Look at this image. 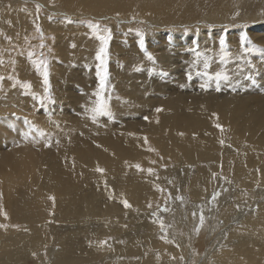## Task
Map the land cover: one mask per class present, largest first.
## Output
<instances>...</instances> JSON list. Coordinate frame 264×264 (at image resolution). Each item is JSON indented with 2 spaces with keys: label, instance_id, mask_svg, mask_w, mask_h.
Instances as JSON below:
<instances>
[{
  "label": "bare ground",
  "instance_id": "6f19581e",
  "mask_svg": "<svg viewBox=\"0 0 264 264\" xmlns=\"http://www.w3.org/2000/svg\"><path fill=\"white\" fill-rule=\"evenodd\" d=\"M35 1L65 10L76 23L17 1L0 0V37H8L0 38V136L4 138L0 149L6 148L0 158V208L7 216L0 215V225H5L0 227V264H178L179 255L190 252L188 244L199 249L204 243L200 240L209 237L213 243H207L204 259L198 260L194 251L189 264H264V88L255 89L253 83L254 74L264 75V50L262 56L252 55L251 50L256 45L255 50L262 51L257 46L264 44L261 13L256 15L250 8L252 13L244 15L245 0ZM87 16L102 20L100 25L111 31L116 26L110 18L121 21L131 16L140 22L110 34L99 30V35H110L105 45L80 23ZM190 23L201 26L169 30ZM206 23L211 28H202ZM226 23L228 28L215 27ZM241 36L248 41L244 45ZM221 39L233 44L230 63L221 60ZM137 42L155 57L142 52ZM195 47L200 49L189 53ZM45 48L51 53L45 70L47 86L34 58ZM101 48H106L101 54L104 63L97 59ZM186 52L189 57L183 55ZM92 58L99 64L96 70L91 68ZM174 59L190 65L185 73L202 83L206 72L238 76L224 84L222 94H213L218 91L212 81L209 90L193 91L192 84L184 81L189 78L173 79L174 72L168 77L175 81L169 92L163 95L159 90L162 96L155 102L152 96L141 97L153 85L132 78L130 72L158 80L159 87L165 79L147 76L146 69L151 66L154 74L171 72ZM236 65L246 71L232 69ZM198 71L202 75H196ZM98 73L112 83V112L121 114L139 98L138 104L152 102L154 120L134 124L143 126L135 131L127 130L124 122V128L114 127L119 126L116 116L103 129L98 125L103 117L97 115V123L85 118L103 105L96 96L101 85L92 79ZM250 75L252 81L240 82ZM22 84L29 85V95H22ZM94 86V93L84 94ZM78 102L81 108L74 115L71 110ZM8 133L13 141H7ZM18 148L23 153L16 154ZM226 187L233 200L225 199L218 204V213L208 216L211 228L219 230L204 232V225L199 228L202 233H194L193 209L199 210ZM163 188L170 193L165 195ZM177 195L192 204V210L189 215L185 212L190 209L183 207L182 223L171 220L178 231L170 239L158 233L163 220L157 207L172 204L177 198L169 196ZM235 202L242 207L237 209Z\"/></svg>",
  "mask_w": 264,
  "mask_h": 264
},
{
  "label": "rangeland",
  "instance_id": "374dc122",
  "mask_svg": "<svg viewBox=\"0 0 264 264\" xmlns=\"http://www.w3.org/2000/svg\"><path fill=\"white\" fill-rule=\"evenodd\" d=\"M2 2H7V3H9V1L10 2H12V0H1ZM13 1H17V2H19V3H17V4H21V5H25V6H30V7H36V8H39V10H40V12L41 13H46V15H50L51 17H57V18H60V19H63V20H68V21H73V22H75L76 23V19H75V16H72L70 13H67V12H65V10L63 11V10H60V9H55L54 8V5H52L51 6V8L50 7H48V6H44L41 2L39 3L38 1H35V0H29V1H27V0H13ZM253 2H254V4H253ZM259 2H261V3H258ZM13 3H15V2H13ZM12 4V3H11ZM252 4V5H251ZM258 4V5H257ZM264 0H245V3H244V8H243V10H245L244 11V15H250V13H252L251 12V10H250V8L252 9V11L253 12H255V14L257 15H259L260 13V15H261V17H262V19H264ZM256 5H257V7L259 6V7H261V8H257L256 7ZM255 6V7H254ZM41 7V8H40ZM249 8V9H247V8ZM247 9V10H246ZM41 10H43V11H41ZM242 10V11H243ZM241 12V11H240ZM258 12V13H257ZM240 13H236L235 15H239ZM237 16H235L236 17V19H237ZM106 17H108V16H106ZM126 17H128L129 19L128 20H122V18H125V17H121V18H119L121 21H119V20H117V19H114L113 20V18H110V20H108V21H110L111 23H112V25H114V29H112V31H111V29H109L108 27H102L100 24L102 23V20H96V19H94V18H92V17H82V19H79L80 20V23H82V24H85L87 27H88V25L91 23V24H93V25H99V30H101L102 32H104V33H108V34H110L111 32H115V30H116V32H119L120 31V28L122 27V26H127V25H131V24H136V25H138V23L140 22V20H137V19H133L134 17H131V16H126ZM108 19V18H107ZM261 19V20H262ZM115 21H116V23H115ZM130 21V22H129ZM132 21H134V22H132ZM145 20H142V22H144ZM124 22V23H123ZM132 22V23H131ZM146 23L147 22H149V20H147L146 19V21H145ZM144 22V23H145ZM262 23H264V20L263 21H261ZM77 23H78V20H77ZM238 22H235L234 21V24H237ZM192 23H190V24H188L187 26H183V28L181 27V28H177V26H175V27H171L169 30H171V29H173V30H176V31H179V30H189V29H192V28H194V27H197V26H201V24H199V23H195V24H193V26L191 25ZM227 24L228 23H226V24H224V25H222V26H215L216 28L217 27H220L221 29H225V28H228L227 27ZM256 23H254V24H252V25H255ZM144 25V24H143ZM152 25V24H151ZM206 25H208V26H206ZM206 25H203L202 26V28H211L210 27V24H208V23H206ZM228 25H230V24H228ZM146 28H148V26L147 25H144ZM238 26V25H237ZM240 26H242V25H240ZM236 27V26H235ZM108 28V29H107ZM174 28H176V29H174ZM253 28V27H252ZM91 29V28H90ZM118 29V30H117ZM151 29H156V27L154 28V25H152L151 26ZM158 29V28H157ZM160 29V28H159ZM158 29V30H159ZM105 30H108V31H105ZM162 30H164V28H161V31ZM91 31L93 32V30L91 29ZM130 32V31H129ZM264 33H260V35L262 36ZM38 35L40 36V38L42 37V32H41V29L39 28L38 29ZM142 35H143V33H142ZM0 38H2V39H5V38H8L7 36H2V37H0ZM262 41H264V38H262L261 39ZM11 41V40H10ZM10 41H8V42H10ZM221 41V40H220ZM137 45H138V47H139V49L142 51V52H147L146 54H149V56L150 57H155V54L156 53H151L148 49H146V50H144L143 49V47H142V45L140 44V43H138L137 42ZM220 45V47H221V44H219ZM231 45H233V44H228V43H226L225 42V48H224V51L222 52V56H224V60L223 61H227L228 59H229V55H230V49H231ZM230 46V47H229ZM71 48H74V47H72V46H70ZM228 48H229V50H228ZM198 49H200L199 47L198 48H194V49H192V50H189V53L191 52V51H197ZM256 49V45L254 46V47H252L251 48V50H253V52H252V55H254V56H262L263 55V50H264V44L263 45H261V47L259 48L258 46H257V49H261L262 51H257V50H255ZM148 50V51H147ZM42 49H40L38 52V57H34L35 58V61L36 60H38V61H36L37 62V64L39 65V67L40 68H42V71H43V74H42V79L44 80V72H45V70H47V63H48V58H49V55L51 54L50 53V50L48 49V48H45V50L44 51H42ZM227 51H229V52H227ZM211 53H213V50H211L210 51ZM186 54H188V52H186V53H184L183 55L184 56H186ZM186 57H189V56H186ZM42 60V61H41ZM45 60V61H44ZM57 60H59V59H57ZM252 59L250 58V61H251ZM44 62H45V64H44ZM58 62H60L61 63V61H58ZM92 62H93V66L91 67V68H94L95 70L96 69H98L97 67H95L96 65L98 66L99 64H98V62L94 59V58H92ZM228 62L230 63V62H232L231 60H228ZM95 63V64H94ZM42 64V65H41ZM45 66V67H44ZM73 66H75V67H78L79 65H73ZM44 67V68H43ZM190 65H186L185 64V62L184 61H182V60H173V62H172V71L170 72L169 70H158V71H156L157 73H153V70H152V67L150 66V67H148L147 69H146V75L147 76H149V77H156V78H158V79H161V80H163L164 81V79H165V81H164V83H166L165 85H162V86H159L158 87V80L156 79V78H154L155 80H157V81H150L149 80V78L147 79V78H145V77H138L137 76V73L138 72H130V75H132V78H142L143 80L145 79V80H147L148 81V83L147 84H151V85H153V89L152 90H150V92H148V93H141V97H144V96H152V100L155 98V99H158L159 97H161L162 95V93L159 91V90H162L163 91V95L165 94V92H169L173 87H174V85H175V81H171V80H169L168 79V77L171 75V74H173L174 72H176L175 74H174V76L175 77H173V79H176V78H180V76H183V78H185V79H188L189 77H190V79L189 80H184V81H189L190 83H188V84H192V88H193V91H198V89H202L201 88V84H203L202 82H200L198 79H195V76L193 75V76H190L188 73H185V69H190ZM236 67V68H235ZM254 67V66H253ZM86 69H88V70H91V68H88V67H85ZM230 68V67H229ZM237 69V68H239V71L240 72H245L246 71V69L245 68H243V66H240V65H236V66H234V67H232V69ZM245 69V70H244ZM140 71H144V69H141ZM148 71V72H147ZM229 71H231V70H229ZM207 73V76L206 75H204V77L205 78H207L208 79V76H214L215 74H213V73H208V72H206ZM49 74H50V72H49ZM196 75H202V72L201 71H198L197 73H196ZM48 72H47V81H48ZM228 76H229V80L227 81V82H222L221 83V91H222V89H224V88H226L227 86L226 85H224V84H228V83H231V81L230 80H232L235 76H238V74L237 73H235V74H228ZM106 77V78H105ZM103 79H100L99 78V75H97V74H95L93 77H92V79L95 81V82H98L101 86H100V92L96 95L97 96V98H98V100H99V102L100 101H102V107H103V110L106 112V114L105 115H99L96 111H95V109L93 110V111H91L92 112V115L91 116H89V115H85L84 114V116H85V118H89V119H91V120H93V123H97L98 122V120L95 118V117H97V115L101 118V119H103L104 118V120H102V121H100L99 123H98V125L103 129V126H104V123L105 124H107V120L109 119V121H111V117H114V116H116L117 118L114 120V122H116L117 124H119V126H114V127H117V128H119L120 129V127H122V128H124V126H125V128H127V130L129 129V130H135V131H137L138 130V128L140 127H137L136 125H134V124H138L139 122H142V120L143 121H145V122H147L148 124L149 123H151L153 120H154V118L152 117L153 116V113H155V107L154 108H150L149 107V105L152 103V102H155V100H153L152 102H150L149 100H145L144 101V104H138V102H139V98H138V100L136 101V102H131L130 103V108L129 109H127V110H125L124 112H121V114L120 113H116V112H112L111 111V107H110V104H109V100H110V98H112V83L110 82V80H109V78L107 77V76H105ZM249 78H247L246 76H243V80H241L240 82L242 83H245V81H246V79L247 80H249V81H252L251 79H250V77H251V75L250 76H248ZM1 79V78H0ZM42 80V81H43ZM102 81H103V84H102ZM44 82V81H43ZM84 82V81H83ZM235 83H237L236 81H234ZM76 83V82H75ZM185 83V82H184ZM212 83H215V81L213 80L212 81ZM239 83V82H238ZM253 83L256 85V87H255V89H262V88H264V85H262L263 83H264V75H262L261 73H256V74H254L253 75ZM45 84V83H44ZM146 84V83H145ZM154 84H156V86L154 85ZM186 84V83H185ZM46 86H47V84H45ZM95 85H97V84H95ZM216 85V84H215ZM223 85V86H222ZM17 86V85H16ZM22 86V90L23 91H25V92H22V95H24V96H26V95H29V93L28 92H26L27 91V87H25V84H22L21 85ZM86 87V86H85ZM97 86H94V87H87L86 88V90H88L89 92L87 93L86 92V90H85V92H84V94L86 95H90L91 93H94V91L96 90V89H94V88H96ZM26 88V90H24ZM155 88H157V89H155ZM75 89V95L76 96H78L79 95V92L81 91V88L80 87H78V85L76 86V88H74ZM77 89H79L78 91H76ZM210 88L208 87L207 88V90H209ZM202 90H204V89H202ZM221 91H218V93L216 92V93H213V94H222V93H220ZM229 91H232V89H230ZM24 93V94H23ZM81 93V92H80ZM26 94V95H25ZM31 95V94H30ZM159 95V96H158ZM161 95V96H160ZM174 95V94H173ZM176 95V94H175ZM38 97V96H37ZM115 97V96H114ZM116 98V97H115ZM81 102H78L75 106H77L76 108H73L71 111L74 113L75 112V114L74 115H76V113H77V110H78V108H81V106H79V104H80ZM137 103V104H136ZM109 105V106H108ZM133 105V106H132ZM101 106V105H100ZM99 106V107H100ZM104 106H106V107H108L107 109H106V107H104ZM134 107H136V108H134ZM140 107V108H142L141 110H140V108L138 109V108ZM137 109L136 111H133V109ZM40 109V108H39ZM74 109H75V111H74ZM145 109V110H144ZM159 109H162V107H159ZM151 110H153V111H151ZM109 111V112H108ZM139 111H141V112H139ZM150 113H151V115H150ZM116 114V115H115ZM123 114V115H122ZM146 114V115H145ZM40 115V114H39ZM148 116L149 117H151V118H148ZM103 117V118H102ZM110 117V118H109ZM146 117L148 118V119H146ZM105 118H106V120H105ZM119 118H122V120H118ZM104 121V122H103ZM124 122V123H123ZM129 122H131V123H129ZM122 123H123V125H122ZM125 124H127V125H125ZM111 127H113V126H111ZM135 127H137V128H135ZM143 126H141L140 128H142ZM105 128V127H104ZM122 128H121V130H122ZM133 128H135V129H133ZM125 129H123L122 131H124ZM6 138H7V141H13L12 140V138H11V134H6ZM1 139H4L3 138V136H0V143H1ZM16 141V140H15ZM18 142H20V141H18ZM2 143L4 144V142L2 141ZM37 145H33V147H36ZM3 148H5V145H2L1 146V149H0V158L4 155V154H2V153H4V151H6L5 149H3ZM18 150H20V151H18L16 154H19V153H23L22 152V150L20 149V148H18ZM162 168H165V166H162ZM182 170V169H181ZM192 175V174H191ZM224 180V179H223ZM223 183V182H222ZM163 190H164V192H165V190H166V192L164 193L165 195L169 192L170 193V191L168 190V188H163ZM221 191L219 192V195L216 197V199H212V197L211 198H208V200H207V202H206V204H201L202 206L199 208V210L198 209H193V210H196V213L197 214H202V216H203V218H204V222H203V224L201 225H199V222H200V217H198V216H195V215H197V214H195V213H191V216H190V218L192 219V220H195V223L193 222V221H191L190 219V221L191 222H193L194 224H195V228L194 229H192L193 231H194V233H196V234H198V233H202V231L199 229V231H197V228H202V227H204V225H206V227H204V232H206V229H207V232H208V230L211 232L213 229L211 228V225L213 224V221H212V218L210 219V217H208V216H211L212 214H213V212L214 213H218V204H220V203H222L223 201H225V199L227 200V199H230V202H231V200H233V194H232V191H231V189L230 190H228V188L226 187L224 190H223V188L222 189H220ZM228 190V191H227ZM231 191V192H230ZM226 196V197H225ZM230 196H231V198H230ZM177 197H182V196H180V195H177L176 197H172V196H169V198L168 199H171V198H177ZM167 199V200H168ZM223 199V200H222ZM166 200V201H167ZM183 197H182V199H175V202H173L172 204H166V206H165V204H160V205H158V207H157V210H158V215H161V220H163V225H164V228L163 229H160L162 232H158L159 234H161V235H163V237H169L170 239H172L171 237L173 236V234H174V232H176V231H178V228H177V226L173 223V222H171V220L172 221H175V222H177V221H180V220H182L183 218H184V215H183V207H184V211H186V209H190V210H187L185 213H187L188 212V214L190 215V211L192 210L191 209V206H192V204H190V205H188L187 204V202L185 201V200H183ZM214 200H216V201H214ZM235 201V200H234ZM186 202V205L184 204ZM218 202V203H217ZM166 203V202H165ZM212 203H213V205H212ZM216 203V205H214ZM236 203V204H235ZM234 204H235V206H238L237 207V209L239 208V207H242V205L239 203V202H235ZM238 204V205H237ZM173 205H175L174 207H173ZM169 206V207H168ZM173 207V208H172ZM169 208V209H168ZM164 209H166V211L164 210ZM171 209H172V211H171ZM256 209V207L253 209V210H255ZM182 210V211H181ZM199 212H198V211ZM201 211V212H200ZM192 212H194V211H192ZM206 212V213H205ZM205 213V214H204ZM153 214V213H152ZM177 216H176V215ZM179 214V215H178ZM173 215V216H172ZM205 216L207 217V218H205ZM159 217L160 216H158V220H159ZM178 217V218H177ZM182 217V218H181ZM175 218V220H173ZM167 220V221H166ZM210 221H211V223H210ZM161 222V221H160ZM181 223H182V221H180ZM165 223V224H164ZM168 223V224H167ZM172 223H173V225H172ZM209 225V226H208ZM219 225V224H218ZM168 226V227H167ZM175 227V228H174ZM221 227V226H220ZM172 228V229H171ZM174 228V229H173ZM171 229V230H170ZM176 229V230H175ZM180 229V228H179ZM219 230V229H218ZM218 230H213V233H215V232H217ZM203 232V233H204ZM178 233V232H177ZM185 234V231H183L182 232V235H184ZM172 235V236H171ZM185 236V235H184ZM196 238V237H195ZM207 239V238H206ZM180 241H183V239H180ZM201 241V243L202 242H204V243H202V245L199 247V249H198V246H195L193 243H190V245L188 244V246H190V252H188L186 255H184V256H182V254H180L179 255V258L181 259V261L179 262L178 261V264H189V263H191L192 261V259H193V255H194V251H195V253H196V255L198 256V260L199 259H201V257L203 258V257H205L206 256V252L207 251H205L204 249H207L208 248V246L206 247V245H208L209 243L211 244V243H213L212 242V239L209 237L207 240H200ZM206 243V244H205ZM208 243V244H207ZM200 252V253H199ZM202 252V253H201ZM204 252V253H203ZM205 254V256H203ZM201 255V256H200ZM188 259H187V258ZM200 257V258H199ZM186 258V259H185ZM204 259V258H203ZM186 260V261H185ZM187 260L189 261V262H187Z\"/></svg>",
  "mask_w": 264,
  "mask_h": 264
},
{
  "label": "snow or ice",
  "instance_id": "6c2138e0",
  "mask_svg": "<svg viewBox=\"0 0 264 264\" xmlns=\"http://www.w3.org/2000/svg\"><path fill=\"white\" fill-rule=\"evenodd\" d=\"M88 26L93 30V34L96 35V38L98 40H100L103 44L106 45L107 44V40L110 39V35L108 37H105L103 35H99L98 34V32H99V25H93V24L90 23ZM105 31H108V30H105ZM247 42L248 41H247L246 37L245 36H241V44L244 45ZM220 44H221V51L223 52L224 51V48H225V41L223 39H221ZM105 52H106V48H101L100 49V52L97 54V59L100 60L101 63H104V60L102 59V55L101 54L102 53H105ZM31 55L32 54H30V56ZM221 60L222 61L224 60V56H221ZM37 67H39V65ZM204 67H205V69H207L209 67L207 61H205ZM98 75H99V73H98ZM204 75L207 76V73H204ZM189 79H190V77H189ZM213 80L215 81V84H216V91H220L221 90V87H220L221 86V82H227L229 80V76L226 73L217 72L215 74V76H208V79L205 81V83L201 84V88L204 89V90H207V88H208V82L209 81H213ZM44 82H45V84H47V71L44 72ZM102 84H103V81H102ZM25 87H29V85H25ZM95 111L99 115H105L106 114V112L103 110L102 105L100 107H98L97 109H95ZM158 111H159V109H158ZM217 127H219V126L217 125ZM221 130H223V129H221ZM40 135H44V133L43 132H40ZM135 167L138 170H141L139 165H136ZM96 171L97 172H100V173H103V169H100V168H97ZM148 171H149V174H151V170L149 169ZM218 195H219L218 193L214 194L213 197H212V199H216V197ZM50 199H52V198L50 197ZM177 199H182V198L177 197ZM123 203H124L125 207H129V205L127 204L126 201L123 202ZM164 210L166 211V209H164ZM0 215H3L5 218H7V216L3 212V209L2 208H0ZM203 222H204V218L201 215V217H200V224L202 225ZM4 226L5 225H0V227H4ZM160 226H161V229L164 228V225H163L162 222H161ZM197 231H199V228H197Z\"/></svg>",
  "mask_w": 264,
  "mask_h": 264
}]
</instances>
